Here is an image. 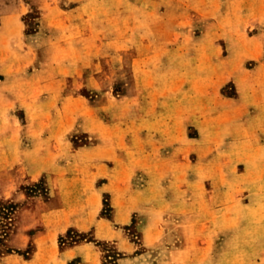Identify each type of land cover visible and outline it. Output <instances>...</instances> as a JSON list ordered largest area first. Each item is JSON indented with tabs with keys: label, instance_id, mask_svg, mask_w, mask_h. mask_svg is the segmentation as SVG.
Returning a JSON list of instances; mask_svg holds the SVG:
<instances>
[{
	"label": "rangeland",
	"instance_id": "1",
	"mask_svg": "<svg viewBox=\"0 0 264 264\" xmlns=\"http://www.w3.org/2000/svg\"><path fill=\"white\" fill-rule=\"evenodd\" d=\"M197 3L0 0L17 62L8 81L0 67V264H80L76 246L100 264H264V58L247 46L264 23L218 33ZM100 153L113 191L108 171L93 182ZM90 183V228L47 227Z\"/></svg>",
	"mask_w": 264,
	"mask_h": 264
},
{
	"label": "crops",
	"instance_id": "2",
	"mask_svg": "<svg viewBox=\"0 0 264 264\" xmlns=\"http://www.w3.org/2000/svg\"><path fill=\"white\" fill-rule=\"evenodd\" d=\"M178 1V0H175ZM197 6H196V13L199 15L200 19H207L212 18L214 19V22L210 25H212L215 30L218 33L222 32H232V31H242L243 29H246L247 26L258 27L261 28L262 23H264V0H214L212 7H208L206 5L205 0H197ZM236 2L238 3L237 9L233 7ZM248 2H251L253 4V7L248 8V10H244V6ZM243 6V7H242ZM175 7L177 8V16L182 17L184 20L191 16L189 12L190 6L187 5V3L182 4V1L180 4L178 2H175ZM194 8V7H193ZM163 16H170L169 15V8L164 10ZM185 17V18H184ZM163 25L165 20L162 19ZM160 24V21L158 22ZM160 24V25H161ZM211 26V27H212ZM144 45L148 46L147 43H153L151 40L144 39L142 41ZM154 43H159L158 40H156ZM244 45H246V41L243 42ZM6 44V43H3ZM8 44V43H7ZM251 46L248 50L250 52V55L253 56L257 60H262L264 58V31L263 35L255 36L254 38H250L247 40V46ZM11 56L6 53H0V67L2 71L4 72L6 78L5 81H8L15 77L16 73L11 72L10 69L17 65V62L10 58ZM219 72L214 71L211 73V76L208 77V79H214L215 77H218ZM141 78H143L140 75ZM14 79V78H13ZM3 101H9L10 99H14V95H11L10 93L4 92L2 95ZM216 96V95H215ZM217 100L219 101V97H217ZM223 102V101H219ZM4 103V102H3ZM183 114V117L185 120H191L195 119V116L193 115L194 111L192 108H189L188 106H184L182 108L180 114ZM159 120L156 119V123H158ZM155 123V124H156ZM109 152H112V148H108ZM113 153V152H112ZM100 157H98L100 160L98 161V166L95 168L96 170L92 171V177L93 182L96 181L101 176H105V172L108 171V183L105 184L102 188L103 190H109L113 191V186H117L119 182H121V178H117L116 176V169H110L106 164H104L102 159V154H99ZM104 155V154H103ZM88 173V172H87ZM89 176V175H88ZM120 180V181H116ZM114 184V185H113ZM93 187L94 184L90 183L88 185H84L81 187V190L83 191V196L81 199H78L76 196L74 197H65L61 198L60 202L63 204L64 211L66 212V215H62L63 209L59 210H53L52 215H50L49 218H47L45 224L47 227H52L54 230L60 231V233H63L66 231L71 225H76L80 227L82 230H88L90 226L92 225V216L90 212H85V208L89 207L91 205L90 199L92 198L93 194ZM96 190V188H94ZM69 191V190H66ZM64 195V194H63ZM127 203V200L123 203L125 205ZM128 205V203L126 204ZM82 206V207H81ZM78 207V209L82 208L81 210H77L75 212H72L71 208ZM81 207V208H80ZM100 222L95 223V228L98 237L101 236L102 233V226H100ZM112 236V235H111ZM109 235L101 236V238H112ZM41 237L38 238V240ZM64 257L66 261L71 260L72 258L76 256H80L81 262L80 264H100L99 263V257L95 252L91 251V248L89 246H76L73 248H69L66 251H64ZM91 255V256H90ZM66 263V262H65Z\"/></svg>",
	"mask_w": 264,
	"mask_h": 264
}]
</instances>
